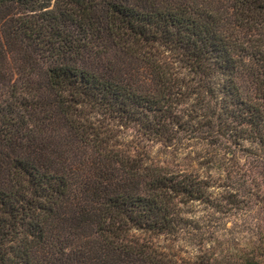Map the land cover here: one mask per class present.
I'll return each mask as SVG.
<instances>
[{
  "label": "trees",
  "instance_id": "obj_1",
  "mask_svg": "<svg viewBox=\"0 0 264 264\" xmlns=\"http://www.w3.org/2000/svg\"><path fill=\"white\" fill-rule=\"evenodd\" d=\"M263 210L264 0H0V264H264Z\"/></svg>",
  "mask_w": 264,
  "mask_h": 264
},
{
  "label": "rangeland",
  "instance_id": "obj_2",
  "mask_svg": "<svg viewBox=\"0 0 264 264\" xmlns=\"http://www.w3.org/2000/svg\"><path fill=\"white\" fill-rule=\"evenodd\" d=\"M153 147L154 148L152 149V154L153 155H158L159 153H157V152H159V150H158V148H156L157 146H153ZM241 218H242V220L243 219L244 220L250 219L251 224L258 223L261 226L262 233H263V236H264V210H263V212L260 213V217L257 218V219H252V218H250V216H243ZM230 220H232V219H230ZM239 221L240 220L238 218V219H235V221H233V222L239 223ZM231 223H232L231 221L227 222L226 223V227L227 228L231 227ZM244 235H245L244 232H241L239 234L235 233V236L239 237V239H242V237ZM190 242L192 243L190 238H187V239L184 238V239H182L179 242H172V241H169V240H166V239H163V238H157V240H155V243L162 249L161 251L167 253L168 250L174 251L175 249H181L182 255H187V253L189 254L192 251V245L190 244Z\"/></svg>",
  "mask_w": 264,
  "mask_h": 264
}]
</instances>
